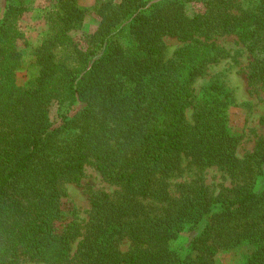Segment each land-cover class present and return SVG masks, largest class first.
Listing matches in <instances>:
<instances>
[{"label": "trees", "instance_id": "obj_1", "mask_svg": "<svg viewBox=\"0 0 264 264\" xmlns=\"http://www.w3.org/2000/svg\"><path fill=\"white\" fill-rule=\"evenodd\" d=\"M77 1L56 0L47 12L33 87L15 75L23 8L11 2L0 17V264H214L219 251L244 241L255 246L246 264H264V138L237 157L228 95L217 85L204 91L192 123L185 118L195 77L223 55L215 34L238 37L251 56L250 81L264 88V0L241 12L237 0L109 1L85 48L68 34L84 18ZM196 1L204 9L189 16L185 3ZM165 37L184 44L168 61ZM53 100L81 108L54 126ZM183 159L217 166L236 184L216 195L183 187L171 200L165 179ZM90 163L120 191L93 195L73 254L81 233L63 221L60 201L63 185L78 183ZM147 199L166 203L162 214L150 216ZM201 221L182 258L170 243ZM123 239L131 243L124 252Z\"/></svg>", "mask_w": 264, "mask_h": 264}, {"label": "rangeland", "instance_id": "obj_2", "mask_svg": "<svg viewBox=\"0 0 264 264\" xmlns=\"http://www.w3.org/2000/svg\"><path fill=\"white\" fill-rule=\"evenodd\" d=\"M112 1L119 3L120 0H78L77 6L84 12V18L79 25L69 30L68 34L83 48L86 47V39L94 34L100 24L98 15L100 6ZM153 1V0H147ZM14 2L23 8L22 14L17 18L16 29L22 37L15 40V46L21 57V65L17 69L16 81L21 87H33V82L38 74L36 62V49L48 31L47 12L57 6L56 0H0V17L9 3ZM261 0H237V12L257 11ZM186 13L193 16L202 12L204 5L201 1L186 2ZM125 31L119 38V43H125ZM212 41L223 51V55L214 63L206 65L198 74L193 83V105L187 108L185 118L192 123L195 106L201 104L204 91L212 86L221 87L228 95V131L238 139L236 155L242 159L250 153L258 139L264 138V88L260 84L252 83L249 79L251 56L247 47L235 34H215ZM163 59L171 60L183 43L175 38L163 39ZM60 54L63 52L60 50ZM53 100L47 106L48 116L54 126L58 125L67 113L81 108ZM167 191L171 200L178 199L183 187H205L209 194L216 195L223 188L233 187L236 181L227 172L217 166H200L191 163L189 159H183L179 170L174 171L166 179ZM120 191V187L106 181L97 171L93 164H86L83 176L76 184H64L63 195L60 201L63 221L75 223L80 229L81 236L73 244L72 253L77 249V243L84 235L88 227L91 215V202L93 195L106 193L114 196ZM150 216L162 214L166 203L152 199L144 200ZM201 221L195 227L188 225L182 229L177 238L170 243L171 249L185 258L190 254L191 241L204 227ZM131 246L128 239L119 243L120 251H127ZM255 246L244 241L236 247L224 249L217 253L214 264H246ZM193 257L194 254L192 253ZM25 264H43L40 262H27Z\"/></svg>", "mask_w": 264, "mask_h": 264}]
</instances>
